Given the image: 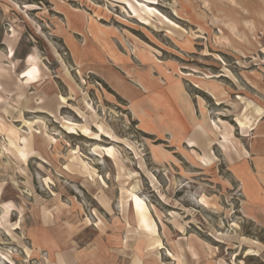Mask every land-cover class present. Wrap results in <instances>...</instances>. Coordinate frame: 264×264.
<instances>
[{
    "label": "rangeland",
    "instance_id": "rangeland-1",
    "mask_svg": "<svg viewBox=\"0 0 264 264\" xmlns=\"http://www.w3.org/2000/svg\"><path fill=\"white\" fill-rule=\"evenodd\" d=\"M193 251L264 264V0H0V264Z\"/></svg>",
    "mask_w": 264,
    "mask_h": 264
},
{
    "label": "crops",
    "instance_id": "crops-1",
    "mask_svg": "<svg viewBox=\"0 0 264 264\" xmlns=\"http://www.w3.org/2000/svg\"><path fill=\"white\" fill-rule=\"evenodd\" d=\"M194 257L185 258L184 255H118L119 257H123L125 260V264H179L178 261L181 260L183 263L186 264H195L198 257L196 256L195 251H193ZM99 255L92 256L93 264L98 263ZM166 261V262H165ZM219 264H229L224 259L220 260Z\"/></svg>",
    "mask_w": 264,
    "mask_h": 264
}]
</instances>
